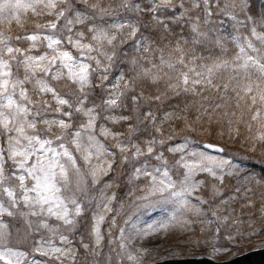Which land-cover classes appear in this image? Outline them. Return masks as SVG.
Listing matches in <instances>:
<instances>
[{"label": "snow or ice", "instance_id": "obj_1", "mask_svg": "<svg viewBox=\"0 0 264 264\" xmlns=\"http://www.w3.org/2000/svg\"><path fill=\"white\" fill-rule=\"evenodd\" d=\"M254 7L0 0V264H144L197 224L221 264L225 226L264 230V175L232 151L264 148Z\"/></svg>", "mask_w": 264, "mask_h": 264}, {"label": "rangeland", "instance_id": "obj_2", "mask_svg": "<svg viewBox=\"0 0 264 264\" xmlns=\"http://www.w3.org/2000/svg\"><path fill=\"white\" fill-rule=\"evenodd\" d=\"M217 52H219V50H217ZM231 55L232 53L230 52L229 56ZM254 131H255V128H254ZM211 142L219 143L220 141L212 140ZM232 151L238 152L239 156L241 157L252 156L255 158H260L259 160L254 159V158H250V159L248 158L247 160H242L240 161L242 165L246 161H252L255 163L260 162L264 165V148H258L256 151L250 152L247 150V148H241L239 144H236L235 146L232 147ZM257 203H259V201H257ZM234 207L239 211V205H234ZM243 211L245 215L242 216L241 219L245 221L248 219V216H247L248 213L256 212L255 209L247 208V207H245ZM155 215H159V213H156ZM5 220L8 221V220H11V218L5 217ZM11 222L13 223L14 228H21L23 225L22 220H19V221L12 220ZM261 222L262 221L258 218V214H257L256 227L258 229L260 227ZM102 227L106 228L107 225H104ZM243 230L245 233L251 231L250 229L247 228L246 224ZM212 231H214V227ZM234 232H235V228L229 231L227 229V226H225L221 230L220 238L216 241V244L217 246L226 249V251H222L221 253L218 254L219 262L230 260L248 251L264 248V230L258 231V233L255 236H252L250 239L246 238L245 235L236 236L233 242H230L228 239L225 238L226 235H231ZM45 236H47V233H45ZM210 238H211L210 233L207 228H205L204 233L201 234V228L199 224L195 226L194 232L181 233L179 231H175L171 233L167 237V239H160L159 237L154 238V239L150 238L146 242V246H149V247L159 246V250L154 255L147 256L144 261V264H150L154 260L158 262V261H162L166 259H184V258L199 257V256L207 257V254L211 253L212 247L211 246L204 247L202 244L201 246L197 247L195 243L193 242L196 240H199V241L209 240ZM190 241H193V242H190ZM139 243L140 241H137V244ZM28 251L31 252V248H29ZM82 251L83 249H81V252ZM105 251H107V249H105ZM174 254L176 256H179L180 258H175ZM35 258L41 259V260L47 259L45 257H40L38 254L35 255Z\"/></svg>", "mask_w": 264, "mask_h": 264}, {"label": "water", "instance_id": "obj_3", "mask_svg": "<svg viewBox=\"0 0 264 264\" xmlns=\"http://www.w3.org/2000/svg\"><path fill=\"white\" fill-rule=\"evenodd\" d=\"M150 264H153V262ZM157 264H214V261L205 256H201L185 259L162 260L158 261ZM221 264H264V249L248 251L228 261H221Z\"/></svg>", "mask_w": 264, "mask_h": 264}, {"label": "trees", "instance_id": "obj_4", "mask_svg": "<svg viewBox=\"0 0 264 264\" xmlns=\"http://www.w3.org/2000/svg\"><path fill=\"white\" fill-rule=\"evenodd\" d=\"M254 11L256 13L264 14V0H255ZM203 139H207V137H204ZM247 157L249 159L250 158H254V159H258V160L260 159V158H255L252 156H247ZM243 168L245 170V173L248 175L255 174L257 177L264 175V165L260 162L255 163L252 161H246L243 164Z\"/></svg>", "mask_w": 264, "mask_h": 264}, {"label": "bare ground", "instance_id": "obj_5", "mask_svg": "<svg viewBox=\"0 0 264 264\" xmlns=\"http://www.w3.org/2000/svg\"><path fill=\"white\" fill-rule=\"evenodd\" d=\"M261 249H264V248H261Z\"/></svg>", "mask_w": 264, "mask_h": 264}]
</instances>
